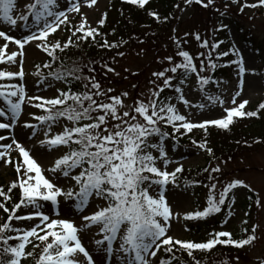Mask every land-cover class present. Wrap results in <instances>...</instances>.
Here are the masks:
<instances>
[{
    "label": "snow or ice",
    "instance_id": "1",
    "mask_svg": "<svg viewBox=\"0 0 264 264\" xmlns=\"http://www.w3.org/2000/svg\"><path fill=\"white\" fill-rule=\"evenodd\" d=\"M124 2L144 9L149 0ZM184 3L187 6L193 0ZM195 3L208 8L214 6L215 0H195ZM231 3L239 5L240 12L245 7H257L248 5L247 0L243 3L231 0ZM259 4L264 5V0H259ZM94 5L97 0H22V3L0 0V66H4L0 67V81H6L0 83V130H6L11 137L10 142L0 144L3 149L0 165L13 166L17 175L6 190L0 186V198H3L0 210L6 214L0 223V264H25L30 258L35 264H177L180 258L176 252L180 250L187 253L191 264H201L194 255L198 250L210 251L217 245L236 248L253 245L258 239L259 225H253L250 233L244 228L246 235L239 239L227 230L209 233V238L202 242L169 234L173 220L179 221L181 217L174 208L189 188L200 185L208 193L203 210L183 213L185 220L206 219L225 208L229 209L227 217L231 219L235 190L252 191L239 179L223 183L218 190L221 181L216 174L222 172L219 165L203 169L209 173L207 183L185 180L181 186L183 164L170 155L175 151L170 141L179 143L181 137L194 129L205 133L210 126L228 130L235 119L258 117L259 111L264 110L262 102L257 110L246 111L249 101L237 102L240 91L230 100L211 91L213 87L220 88L222 81L213 73L218 66H227L218 62L230 53L239 57L228 62L237 65L238 88L243 87L246 71L255 73V69H246L234 46L217 51L224 41L216 40L215 33L228 25L220 22L213 29L211 42L198 31L185 32L184 37L193 36L203 49L195 54L184 48L187 39L170 37L176 51L157 60L166 66L152 72L147 93L131 97L128 91L115 94L114 88L103 86L96 76L95 60L66 66V61L57 55L89 41L109 50L122 47L120 42H109L100 31L107 13L96 22L98 26L89 24L81 9ZM215 11L222 17L226 15V11L218 8ZM71 14L81 16L78 24H72ZM148 14L157 22L169 19L153 11ZM58 30H67L70 35L65 41L49 42ZM97 37L102 38V43ZM10 45L16 50H10ZM27 46H34L48 57L36 63L35 71L30 74L38 77L37 83L46 84V89H51L54 95L46 97L29 91L26 80L29 73L25 71ZM124 55V52L116 53V56ZM8 66L14 70H8ZM100 66L105 76L110 72L120 75L108 62ZM229 103L231 107L225 106ZM209 105H219L221 114L199 120L192 118L196 113L204 117ZM29 108L38 112L27 113L31 121L22 120ZM18 128L31 130L25 133L32 142L29 146L16 138ZM54 128L59 130L53 131ZM8 139L0 134V141ZM192 143L213 154L206 140H192ZM38 151L43 154L41 158L61 154L44 167L36 157ZM12 152L18 153L15 161ZM172 165L175 166L170 169ZM14 189L20 192L17 202H12ZM255 204L264 206L259 196ZM223 223H228V219ZM258 264H264V257Z\"/></svg>",
    "mask_w": 264,
    "mask_h": 264
},
{
    "label": "rangeland",
    "instance_id": "2",
    "mask_svg": "<svg viewBox=\"0 0 264 264\" xmlns=\"http://www.w3.org/2000/svg\"><path fill=\"white\" fill-rule=\"evenodd\" d=\"M114 1L125 3L124 0H97V5H94L92 8L84 6L81 9L82 13L87 17L89 24L94 27L98 26L96 22L101 18L102 14L107 13L106 19L108 23L106 30L103 29L102 32L106 34V37L109 36V28L115 29L116 27L125 25V20L119 18L121 15L118 16L116 13H119L120 11L116 10V12H114L112 9L110 10ZM160 1L161 0H149L147 5H151V3L154 2L158 4ZM178 2L179 7H176L175 13L179 16L180 23L174 26L171 29V32L168 31L167 34L159 31L157 33L150 31V34L139 33L141 38H138V40L134 39L139 37V34H131L129 41L123 44L119 49L114 48L109 50L104 48L103 51H101L103 56L101 64L103 62H108L110 66L120 74L117 76L110 72L105 76L102 74L105 71L102 67L96 69V75H104L100 79L103 86L105 88H114L115 94L122 91H128L131 97H136L138 93L141 92L147 93L148 89L151 87L149 81L153 79L152 72L161 70L163 66H166L157 63V60L172 55L176 51V47L170 37L177 36L182 39H187L188 43L184 45V48L195 54L196 52L203 51V49L199 47L198 42L193 36L189 35L188 37H184V33L198 31L202 38H207L211 42L213 38V29L218 27L220 22H223L224 24H227L228 27L215 33L216 40L224 41L220 49L217 51H227L234 46L239 50V56L243 57L246 69H255V73L246 71L244 74L243 87L242 89L238 88L240 78L237 76V65L235 63L229 64L228 62L235 61L239 57L230 53L229 56L222 57L218 62L220 65L226 64L227 66H220L224 72H220V74L215 76V78L222 81L220 88L217 89L216 87H213L211 91L222 95V98L225 100H230V98L235 95L236 91H240L241 94L237 97V102L248 100L249 103L246 105L245 110H257L259 104L264 102V15L259 14L261 6L259 0H247L248 5L255 4L257 7H245L243 12H240L239 5L231 4L230 0H215L214 6L208 8H204L195 3V0L187 6L185 5L184 0H178ZM243 2L244 0H241V3ZM225 3L228 4L227 9H225ZM117 7H126L129 9L131 7L139 8L138 6H133L128 3L118 4ZM217 8L220 9V11H226V15L223 17L220 16V13L215 11ZM70 18L72 24L76 25L80 21L81 16L79 14H71ZM173 29L176 31L173 32ZM69 35L70 33L67 30H58L55 34L50 36L49 42H55L57 40L65 41ZM153 37H156L157 40H153ZM132 39L133 41H131ZM91 46V41L81 42L79 48L70 47L68 50L73 51L74 49H79L80 53H84L88 51ZM95 48L102 50V48L97 46ZM10 50L15 51L16 49L14 46L10 45ZM117 51L124 52L125 55L123 57L116 56ZM57 55L59 56V53H57ZM68 56L69 54H67L66 57ZM113 57H115L114 62ZM46 59H48L46 54L39 52L34 46L26 47L25 71L29 73V75L26 76L29 91L47 97L54 95L53 91L51 89H46V84L39 85L37 83L39 78L30 74L35 71L34 65L36 63H40ZM125 69H128V71H125ZM8 70L14 69L12 66H8ZM46 71L47 70H45V73ZM132 73L136 74L133 75ZM0 83H6V81H0ZM134 85L136 87H133ZM57 86L63 87V85ZM193 99H198V97H193ZM128 102L130 103L131 100ZM225 106L231 107L232 105L229 103ZM221 111L222 109L219 105L215 107L209 105V107L205 109L204 117H201L199 113H196L192 118L199 120L202 118L218 117L221 114ZM28 112H38V110L35 108L26 109L25 114L21 117L22 120L31 121V118L27 115ZM261 118H264V110H260L258 117H254L256 121ZM244 120L248 119L246 117L235 119L230 128L241 124ZM212 127L215 126H210L209 128ZM58 130L59 128L53 129V131ZM29 131L31 130L16 129V138L23 142L26 147L32 143L27 139L25 134ZM202 131L203 130L201 129H194L186 136L190 137L191 141L196 140L197 142H203L206 140L207 147H210L213 150L212 155H209L205 150L200 149L192 142L176 143L172 140L173 143L170 141L175 148V151L170 153V155L177 163H182L184 168L179 181L181 186H183L185 180H198L207 183L206 178L209 173L204 172L203 169L209 167V165H211V167L219 165L222 172L216 174L221 181V183H218L217 185L218 190L222 187L223 183L239 179L248 184L252 191H249L246 188L235 190L237 195L233 206L234 215L231 219L227 217L229 209L225 208L221 213L211 215L206 219L185 220L183 218V213L203 210L206 206V197L208 193V189L200 185L189 188L181 198L182 202L174 208V211H179L181 213V217L179 221L173 220L169 234L182 240L202 242L209 238V233L227 230L230 231L235 238V236L243 230L245 224L241 222L245 220V213H250L252 224L259 225L256 232L258 239L253 245L244 247V249L247 250L245 256L239 257L238 255H242V253H239V249L234 246L222 245L221 247H223V249H216V252L221 250L222 254L209 258L204 264L207 262L215 264L222 259H229L230 262L227 264H258V260L264 257V206L257 207L255 200L257 199V196H259L261 204L264 205V131L259 129L257 132L261 133L248 135L250 138L249 140L242 138L239 143H233L228 141V137L223 133L228 130L220 129L216 132V136L214 137L217 146H214V144L211 146V143L208 141L209 136L206 134H200ZM0 134L9 137L8 141H0V144L10 142L11 137L6 130H0ZM196 134H200V136H197ZM175 144L179 145L176 146ZM60 154L61 153H53L46 158H41L43 154L38 151L36 157L42 166L48 167L52 163L53 157ZM11 155L15 161L18 153L12 152ZM174 166L175 165L170 166V169ZM16 178L17 175L13 166L0 165V185L8 186L10 181L15 180ZM249 197H251V200ZM0 200L2 199L0 198ZM12 200V202H17L19 196L18 199L13 196ZM250 205L251 207H249ZM8 206L11 207V204ZM5 219L6 214L0 210V223ZM225 219H228V223L226 224L223 223ZM87 239L88 238L85 237V243H87ZM42 247L43 245H41V248ZM231 249L233 251L232 253L229 252ZM39 251L40 249H37V253H39ZM195 253H197V251ZM211 253L215 252H210L209 254ZM237 257L239 258L238 260ZM81 259L83 258L81 257ZM25 264H35L34 259L30 258Z\"/></svg>",
    "mask_w": 264,
    "mask_h": 264
},
{
    "label": "trees",
    "instance_id": "3",
    "mask_svg": "<svg viewBox=\"0 0 264 264\" xmlns=\"http://www.w3.org/2000/svg\"><path fill=\"white\" fill-rule=\"evenodd\" d=\"M118 4H125V3H120L119 1H114L112 3V6L110 7V10L112 9L114 12H116V10H119L120 12L119 13L116 12V13L118 14V16L121 15V16H119V18H123L125 20V25L116 27L114 33H113V28H111V29L109 28L110 33H109V36L107 37L109 42L117 41L123 45V44H125L124 43L125 41H126V43L129 41V37L131 34H139V33L140 34L141 33L150 34V31L155 32V33H157L158 31L159 32H165L167 34L168 31L171 32V29L174 26H176L178 23H180L179 16L176 15V13H175L176 12V5H179L178 0H161L158 4H156L154 2V3H151V5L145 6L144 9L133 8V7H131L130 9L126 8V7H119L118 8L117 7ZM149 11H153V12L158 13L161 18L167 16V17H169V19L166 22L163 21V19H161L160 22H157L154 17H152L148 14ZM107 23H108V21L106 19L105 24L100 28L101 32H103V29L106 30ZM140 34H139V37H137L134 40H138V38H141ZM153 38H154L153 40H157L156 37H153ZM97 41L99 43H102V38L97 37ZM131 41H133V39ZM91 44H92V46L90 47V49L88 51L84 52L85 54L80 53L79 49H74L73 51L68 50V51H65L64 53L58 52L59 57L66 61V66H71V64L73 62H76L79 64H84L90 60H95L97 62L96 63V69H99V68H101V66H100L101 61L103 60V56H102L101 51H103L104 48H102V50H99V49L95 48L96 46L99 47L98 43H92L91 42ZM99 48H101V47H99ZM67 54H69L68 57H66ZM219 72H221V73L224 72V71H222L220 66L215 71V73H213V75L215 76ZM85 73H87V69H85ZM98 73H99V70H98ZM102 74H104V73H102ZM104 75H98L97 74L96 76L100 80ZM74 87H79V85H74ZM246 118L248 120H244L241 124H238L234 127H231L228 129V131L223 132L228 137V141H231L233 143L234 142L239 143L240 139H242V138L249 140L250 138L248 135H251L253 133H255V134L261 133V132H257L259 129L264 131V118H261L258 121H256L254 119V117H246ZM216 129L220 130L217 127H212V128H208L207 133H205L204 131H202L203 133L202 132L200 133V134H206L209 136L208 141L211 143V146H212V144H214V146L215 145L217 146L216 139H214V137L216 136V132H218V130H216ZM168 130L171 131V129H168ZM200 134H196V135L200 136ZM190 139L191 138L188 136H183L180 138L179 143H191L192 141ZM255 141H256V139H255ZM175 145L177 146L179 144H175ZM0 186H4V185H0ZM6 187L7 186H5V190H6ZM11 195H13L16 199H18V196H20V192L18 191V189H14ZM1 199H3V198H1ZM9 204H11V202ZM245 219L248 221V223L244 225L243 229L244 228L249 229V233H250L251 228L253 226V224L250 220V213H248V215L245 217ZM242 235H246V234L243 233V231H240L235 236V238L239 239L242 237ZM221 246L222 245H217L216 247H214L210 251H199L198 250L197 253H194V255L196 256V259L201 261V264H204V262L206 260H208L209 258H211V257L213 258V256H215V255L222 254L221 250L219 252H216V249H223V247H221ZM238 249H239V253H242V255H238V256L244 257L247 250L244 248H238ZM200 252L203 253L204 255L201 254ZM210 252H215V253L209 254ZM229 252L232 253L233 252L232 249ZM176 255H177V257L180 258V261L185 262V264H191L190 258L187 256L186 252H183V250L177 251ZM180 261H178L177 264H180ZM221 262L229 263L230 261H229V259H222V260L216 262L215 264H221ZM206 264H214V263L207 262Z\"/></svg>",
    "mask_w": 264,
    "mask_h": 264
},
{
    "label": "water",
    "instance_id": "4",
    "mask_svg": "<svg viewBox=\"0 0 264 264\" xmlns=\"http://www.w3.org/2000/svg\"><path fill=\"white\" fill-rule=\"evenodd\" d=\"M260 14L264 15V7H262Z\"/></svg>",
    "mask_w": 264,
    "mask_h": 264
}]
</instances>
